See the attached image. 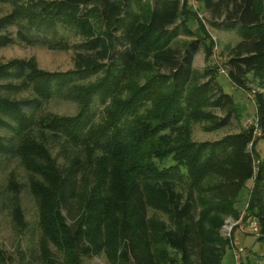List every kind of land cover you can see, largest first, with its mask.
Segmentation results:
<instances>
[{
    "label": "trees",
    "instance_id": "trees-1",
    "mask_svg": "<svg viewBox=\"0 0 264 264\" xmlns=\"http://www.w3.org/2000/svg\"><path fill=\"white\" fill-rule=\"evenodd\" d=\"M200 3L211 26L225 24L240 37L226 51L229 82L244 89L250 74L264 91V0ZM0 4L10 7L0 17V48L74 51L73 68L63 73L39 70L33 59L0 63V126L13 132L9 140L0 135V151L10 150L26 173L40 264H82L96 256L108 264H223L229 240L220 229L225 218H238L247 183L243 223L254 221V236L264 241V92L254 97L259 136L250 126L214 142L192 140L193 126L216 132L237 115L213 68L192 67L200 49L209 59L213 45L186 1ZM190 22L195 38L178 40L190 32ZM88 75L94 79L78 80ZM22 90L29 96L8 95ZM55 94L76 104L73 115L43 112ZM94 109L100 110L97 122L91 121ZM47 137L80 154L59 165ZM8 186L14 192L12 222L23 234L27 223L13 174ZM19 255L18 264H29ZM9 261L0 250V264Z\"/></svg>",
    "mask_w": 264,
    "mask_h": 264
},
{
    "label": "rangeland",
    "instance_id": "rangeland-1",
    "mask_svg": "<svg viewBox=\"0 0 264 264\" xmlns=\"http://www.w3.org/2000/svg\"><path fill=\"white\" fill-rule=\"evenodd\" d=\"M188 1V0H183ZM187 7L192 9L196 13L198 20L205 29V33L209 37L213 47L211 49V55L209 59H205L202 49L194 56L192 61V67L195 70L203 71L206 67H211L215 71V81L221 88L224 94L231 97L233 104L237 108V121H233L231 128H227V133L235 134L239 131V126L246 129L245 122L251 121L252 125L255 121L256 108L254 103V97L256 94L263 93L262 87L259 85L257 78L252 75L247 76L246 86L244 89L233 86L226 77V70L224 67L226 59V51L228 47L234 46L239 40L237 32L233 28L220 23L218 27H213L207 21L208 16L203 12L200 0H192L191 5ZM10 11L8 5L0 4V17L7 14ZM190 32L188 34H179L177 39L180 41H190L195 38V23L190 22ZM7 33L12 37L15 33V26L7 28ZM71 43L74 40L70 41ZM74 51H54L46 48L28 47L21 44H14L0 48V63H5L11 59L29 60L33 59L37 68L45 72H66L73 68ZM94 76H84L78 79L82 83L92 81ZM14 83V82H12ZM16 83V82H15ZM8 95L11 98H25L29 96L27 91H8ZM43 112L52 113L59 116H70L75 113L76 104L67 99H64L62 94H55L48 100L42 107ZM100 115L99 109L92 111L91 121L97 122ZM9 125H13L11 122ZM239 125V126H238ZM225 134V131H218L207 133L203 130L201 125L193 126L192 128V140L196 143L214 142L221 139ZM0 135L9 140L13 137L11 129L0 126ZM47 146L53 157L56 158L57 163L62 165L66 158L78 156L79 150L75 147L69 146L61 139H55L51 137L46 138ZM262 141L256 143L255 149H258L260 155L262 154ZM252 151V147L249 149ZM259 161L255 164L258 165ZM13 174L16 182L20 184V191L18 194L19 203L22 208L24 220L27 223V229L23 234H19L15 230V226L12 222L11 207L13 202V189L8 186V178ZM27 176L22 169L17 157L8 149L0 151V250L3 251L10 259V264H18L19 254L23 260L29 264H40L38 261L37 241L39 237V231L37 228V212L35 203L30 196L26 187ZM251 185L246 184L238 197L236 209L239 213L238 218L227 217L224 220L223 226L226 222H238L240 225L234 227L231 233V239L223 236L220 229V236L223 239L229 240V246L223 257V264H235L232 257V243L237 244V248L240 250L241 264H264V241H257L256 237L249 228L243 223V218L247 214L246 208L250 199ZM63 215L70 222L69 214L63 211ZM161 220H166L164 215L156 214ZM247 234V235H245ZM82 264H108L103 256H96L91 258H83Z\"/></svg>",
    "mask_w": 264,
    "mask_h": 264
},
{
    "label": "built area",
    "instance_id": "built-area-1",
    "mask_svg": "<svg viewBox=\"0 0 264 264\" xmlns=\"http://www.w3.org/2000/svg\"><path fill=\"white\" fill-rule=\"evenodd\" d=\"M191 1L192 0H188L187 1L188 5H191ZM253 122H254V124H252V125H246V124H251L252 123L251 121L245 122V126L254 127L255 128L254 135L255 136H259V134H258L259 131H258V129H256V118H255V121H253ZM249 149H250V145H249ZM238 225L241 226L240 221L235 222V223L230 222V221L226 222L225 225L223 226L222 230H221L222 235L228 237L229 239H231V233L230 232L232 231V229L234 227H237ZM248 228L252 232V234H254V235L256 234L257 225H256V223L254 221H250L249 222ZM232 248L233 249H232L231 253H232V257H233V260H234L235 264H241V258H240V253H239L240 250L237 248V244H235L233 242L232 243Z\"/></svg>",
    "mask_w": 264,
    "mask_h": 264
},
{
    "label": "crops",
    "instance_id": "crops-1",
    "mask_svg": "<svg viewBox=\"0 0 264 264\" xmlns=\"http://www.w3.org/2000/svg\"><path fill=\"white\" fill-rule=\"evenodd\" d=\"M232 102H233V101H232ZM234 109H235V112H236L237 108L235 107V105H234ZM236 115H237V112H236ZM217 116H219V114H217ZM237 118H238V116H237ZM237 118H236L234 115L231 116V119H230V121H231V122H230V123H231V126H232V124H233V121H237V122H238ZM231 126L228 127V128H231ZM238 126H239V125H238ZM241 129H243V128H241V126H239V131H240ZM220 131H225L224 136L229 134V133H227V130H226V129H222V130H220ZM239 131H238V132H239ZM216 132H218V131H216ZM238 132H237V133H238ZM211 133H212V132H211ZM224 136H223V137H224ZM223 137H222V138H223ZM216 141H217V140H216Z\"/></svg>",
    "mask_w": 264,
    "mask_h": 264
}]
</instances>
